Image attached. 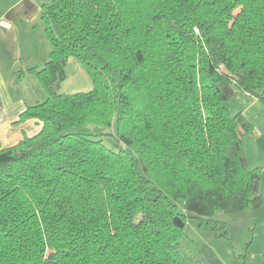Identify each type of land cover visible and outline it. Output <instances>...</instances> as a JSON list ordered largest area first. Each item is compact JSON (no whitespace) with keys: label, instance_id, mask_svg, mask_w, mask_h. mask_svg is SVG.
<instances>
[{"label":"trees","instance_id":"obj_1","mask_svg":"<svg viewBox=\"0 0 264 264\" xmlns=\"http://www.w3.org/2000/svg\"><path fill=\"white\" fill-rule=\"evenodd\" d=\"M42 20L47 99L18 123L43 125L0 148V264H188L189 219L226 236L217 213L263 204L229 100L264 102V0H53ZM71 59L94 90L59 92Z\"/></svg>","mask_w":264,"mask_h":264},{"label":"rangeland","instance_id":"obj_2","mask_svg":"<svg viewBox=\"0 0 264 264\" xmlns=\"http://www.w3.org/2000/svg\"><path fill=\"white\" fill-rule=\"evenodd\" d=\"M94 88V81L82 64L77 59L68 62L59 92L74 95ZM229 103L233 114L243 112L254 125V133L244 138L243 145L248 168L259 171V194L264 196V102L235 91ZM103 130L110 134L100 136L104 144L119 152L122 145L111 135L113 132ZM86 132L93 133L94 127L87 126ZM215 219L226 224V236L199 228L200 219L188 220L178 246L188 264H264V202L259 208L240 213L219 212Z\"/></svg>","mask_w":264,"mask_h":264},{"label":"crops","instance_id":"obj_3","mask_svg":"<svg viewBox=\"0 0 264 264\" xmlns=\"http://www.w3.org/2000/svg\"><path fill=\"white\" fill-rule=\"evenodd\" d=\"M52 1L0 0V148L33 137L42 128L37 120L18 122L28 107L47 99L44 87L30 70L42 69L50 58L52 46L42 9Z\"/></svg>","mask_w":264,"mask_h":264}]
</instances>
